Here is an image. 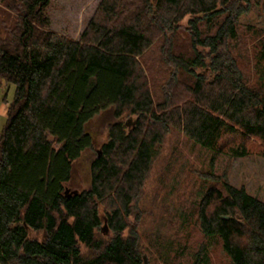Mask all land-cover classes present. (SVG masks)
<instances>
[{
  "label": "trees",
  "instance_id": "obj_1",
  "mask_svg": "<svg viewBox=\"0 0 264 264\" xmlns=\"http://www.w3.org/2000/svg\"><path fill=\"white\" fill-rule=\"evenodd\" d=\"M243 1L102 0L74 40L50 29L52 0H0V85L15 87L0 134V264H143L138 234L125 232L172 130L216 155L264 157V57L252 82L233 53ZM158 41L175 80L156 103L142 59ZM109 109L91 184L69 192L73 164L95 143L85 125ZM204 178L203 235L231 264H264V201L226 174Z\"/></svg>",
  "mask_w": 264,
  "mask_h": 264
},
{
  "label": "rangeland",
  "instance_id": "obj_2",
  "mask_svg": "<svg viewBox=\"0 0 264 264\" xmlns=\"http://www.w3.org/2000/svg\"><path fill=\"white\" fill-rule=\"evenodd\" d=\"M101 1L52 0L47 9L52 22L50 29L78 40ZM249 1L250 10L239 20L241 36L237 45L233 46V53L240 60L245 75L255 82L257 63L264 57V0ZM1 9L4 10L0 3ZM189 19L186 17L181 22L178 32L183 43L190 39L187 29ZM160 46L161 41L156 42L142 59L156 103L162 100L164 90L175 80L173 71L162 60ZM14 93V85H0V134L6 124L8 105ZM112 111L101 112L85 125V132L95 143L93 151H85L73 164V177L67 185L69 192H81L91 184L90 163L94 154L108 141V128L114 122ZM135 117L124 115L121 118L127 129L134 127ZM156 150L142 193L132 203L129 229L125 235L131 229L135 230L141 240L142 256L147 258V264H203V260L197 261L203 247L208 254L207 264H231L221 244L216 240H208L200 228L198 205L204 191L213 185L212 181L204 180V175L210 172L217 176L226 174L231 185L244 187L249 194L264 201V157L256 150L243 158L216 155L196 145L177 130H172ZM102 212H105V208ZM105 225L107 231L103 230ZM101 232L110 235L107 220H103Z\"/></svg>",
  "mask_w": 264,
  "mask_h": 264
},
{
  "label": "water",
  "instance_id": "obj_3",
  "mask_svg": "<svg viewBox=\"0 0 264 264\" xmlns=\"http://www.w3.org/2000/svg\"><path fill=\"white\" fill-rule=\"evenodd\" d=\"M104 231H107V225L103 228ZM143 264H147V258L144 256V262Z\"/></svg>",
  "mask_w": 264,
  "mask_h": 264
}]
</instances>
